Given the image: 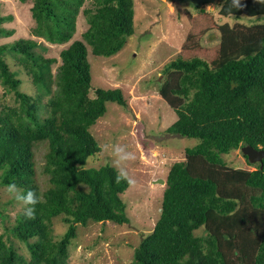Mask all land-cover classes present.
Here are the masks:
<instances>
[{
    "label": "trees",
    "instance_id": "trees-1",
    "mask_svg": "<svg viewBox=\"0 0 264 264\" xmlns=\"http://www.w3.org/2000/svg\"><path fill=\"white\" fill-rule=\"evenodd\" d=\"M83 3L35 0L32 35L51 45L67 43ZM231 11L220 9L219 15L264 21V0H241V7ZM82 14L88 25L83 41L61 50L55 75L50 67L56 61L36 54V42L0 45V84L18 103L0 112V186L15 182L40 197L35 219L18 213L9 229L26 246L28 261L0 235V264H66L76 224L129 222L120 198L128 183H117L109 164L84 167L99 152L89 128L104 115L105 104L127 107L119 89L96 88L89 97L85 44L96 57L119 52L134 32L133 0H91ZM5 20L0 17V38L13 34L1 27ZM218 32L211 60L178 56L165 65L167 77L158 94L176 114L165 132L198 143L169 168L159 217L134 249L133 264H264V158L253 171L228 167L221 158L244 146L264 151V23L223 24ZM196 46L192 41L183 47ZM6 54H13L31 77L36 97L18 90L20 80L9 71ZM40 145L45 146L42 172L49 184L42 193L34 164V148ZM60 215L67 230L54 241L52 219ZM198 230L201 235H195Z\"/></svg>",
    "mask_w": 264,
    "mask_h": 264
},
{
    "label": "rangeland",
    "instance_id": "rangeland-1",
    "mask_svg": "<svg viewBox=\"0 0 264 264\" xmlns=\"http://www.w3.org/2000/svg\"><path fill=\"white\" fill-rule=\"evenodd\" d=\"M34 2L35 0H0V17L7 19L1 27L13 31L11 37L0 38V45L12 44L20 39L36 42V54L56 61L50 67L52 75H55L61 64V50L66 49L73 41H83L82 34L88 29V25L82 11L91 8V0H84L76 16L73 36L62 45H51L32 35L35 23L30 9ZM222 4L221 0H214L193 7L185 0H133L134 32L119 52L110 57H96L85 44L91 76L89 97H92L96 88L119 89L127 107L111 102L105 104L104 115L89 128L100 149L86 161L84 167L96 169L105 164L112 166V157L104 153L101 146L105 143L123 144L136 154V160L127 169L136 183L120 196L125 203V214L129 222L122 225L108 221L76 224V237L67 249L66 264H133L134 249L142 238L152 232L159 217L169 168L173 163L184 160L185 149L198 143L195 139L181 138L165 132L176 120V114L158 94L159 87L167 77L165 65L178 56L183 59L196 57L211 60L219 44L220 25L249 26L264 23L262 19L244 15L239 18L220 16ZM192 41H197L198 46L189 49L183 47L185 43L192 44ZM4 60L9 71L14 72L20 80L18 90L36 97L31 77L16 57L6 54ZM47 100L46 97L42 98L41 104L45 105ZM17 105L13 92L0 84V112L6 106ZM44 112H41L42 116ZM44 153L45 146L34 148L35 184L41 193L49 187L48 177L42 172ZM221 158L228 167L235 169L253 171L256 167V164L246 162L240 149L232 150ZM0 212L3 216L0 217L3 242L11 243L17 255L27 262L29 253L26 246L9 233L16 215L23 211L20 205L5 194L2 186ZM63 218L60 215L52 219L54 241H58L67 230ZM201 234L202 230L195 232V235Z\"/></svg>",
    "mask_w": 264,
    "mask_h": 264
},
{
    "label": "clouds",
    "instance_id": "clouds-1",
    "mask_svg": "<svg viewBox=\"0 0 264 264\" xmlns=\"http://www.w3.org/2000/svg\"><path fill=\"white\" fill-rule=\"evenodd\" d=\"M226 5V7H225ZM241 0H223L220 6L229 15H233L232 9H239ZM104 153L112 157V166L116 169V182L126 181L129 186L135 185V180L128 174V166L136 160V154L130 151L127 146L119 143H105L101 146ZM5 194L20 205L23 215L27 220L35 219V206L39 203L40 197L37 192L29 189L25 190L19 187L15 182L8 183L4 186Z\"/></svg>",
    "mask_w": 264,
    "mask_h": 264
},
{
    "label": "water",
    "instance_id": "water-1",
    "mask_svg": "<svg viewBox=\"0 0 264 264\" xmlns=\"http://www.w3.org/2000/svg\"><path fill=\"white\" fill-rule=\"evenodd\" d=\"M188 2L191 6L195 7L199 4L202 3H210L213 2L214 0H185ZM240 152L242 153L243 156L247 158V161L250 164H256L259 163L261 164L262 159L264 158V151L262 150H255L254 148L250 146H244L240 148ZM261 168V165H260ZM160 184H163L162 180L158 181Z\"/></svg>",
    "mask_w": 264,
    "mask_h": 264
}]
</instances>
